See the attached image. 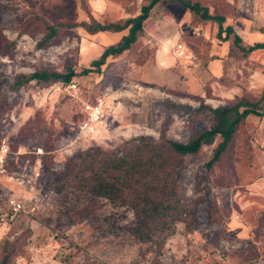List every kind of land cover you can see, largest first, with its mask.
Here are the masks:
<instances>
[{"label":"rangeland","instance_id":"rangeland-1","mask_svg":"<svg viewBox=\"0 0 264 264\" xmlns=\"http://www.w3.org/2000/svg\"><path fill=\"white\" fill-rule=\"evenodd\" d=\"M35 1L42 2L40 12L66 25L46 46L40 45V27L24 28L26 6ZM74 1L0 0L13 6L0 8V35L11 43L10 53L0 55V138L10 145L0 196L22 200L27 211L14 222H0V261L7 242L21 240L11 264H264V116L249 115L239 124L210 171L206 163L220 136L179 157L175 194L185 204L187 223H177L162 249L134 237L132 207L77 191L60 178L70 159L88 147L113 149L133 137L187 143L213 125L212 109L239 99L259 101L264 49L247 53L233 46L232 36L218 38L214 21L196 22L181 3L161 0L145 21L147 36L136 44L156 48V62L140 66L125 52L109 57L98 72L92 61L126 31L91 34L84 23L94 24L90 15L117 23L150 0ZM198 1L224 16V27L244 45L264 41V0ZM178 43L186 57L174 54ZM42 69H73L70 83L78 87L36 80L10 87L19 74ZM105 92L104 122L86 134L80 128L85 107Z\"/></svg>","mask_w":264,"mask_h":264},{"label":"trees","instance_id":"trees-1","mask_svg":"<svg viewBox=\"0 0 264 264\" xmlns=\"http://www.w3.org/2000/svg\"><path fill=\"white\" fill-rule=\"evenodd\" d=\"M70 1H72L71 5L75 4L74 0ZM159 1L161 0H150L141 5L137 15L113 24H103L90 15L94 24L84 23V26L91 34L108 30L126 31L117 43L107 46L100 57L92 61L91 66L94 70L99 72L109 57L114 58L125 52L127 57L140 66L148 59L154 60L156 48L149 49L144 45L137 47L136 44L145 36V21ZM171 1L179 2L189 9L196 22L217 23L218 38L227 41L232 36L233 46L237 45L247 53L264 49V42L244 45L241 37L231 27H224V16L214 13L209 3L198 0ZM1 7L13 8L5 4H0ZM26 7L30 17L24 28L31 30L40 27L44 31V37L40 41L41 46L51 44L66 30L65 23L52 18L53 13L51 17H48L40 12L42 2L35 1ZM10 46V41L0 35L1 56L10 53ZM91 69V67L84 68L83 73H90ZM76 74L73 69L67 73L43 69L29 74L21 73L18 75V80L11 83L10 87L18 89L33 80L70 84ZM212 111L215 115L213 125L209 129L198 132L187 143L133 137L122 141L113 149L102 146L88 147L70 159L60 178L65 182H71L77 191H86L94 196L106 198L115 206L132 207L138 220V224L130 228L134 237L140 241L152 242L157 249H162L167 239L175 233L177 223L180 221L187 223L188 212H186L185 204L175 194L177 160L179 157L197 153L202 145L212 143L216 136H220V142L214 147L212 156L206 163L210 171L232 143L239 124L251 114L264 116V96L259 101L239 99L229 106L215 108ZM211 219L218 221L215 215H212ZM23 246L21 240L8 241L0 264H11Z\"/></svg>","mask_w":264,"mask_h":264},{"label":"built area","instance_id":"built-area-1","mask_svg":"<svg viewBox=\"0 0 264 264\" xmlns=\"http://www.w3.org/2000/svg\"><path fill=\"white\" fill-rule=\"evenodd\" d=\"M174 53L178 57H185V50L182 44H178L174 49ZM67 85L69 88L76 89L78 86L75 82ZM108 93H104L102 96L97 97L93 103L86 105V118L80 125V128L86 134H92L97 128L103 124L106 109H107V96ZM10 155V145L7 138H0V178L8 177V158ZM0 222L9 223L14 222L22 215L25 211V204L22 200L17 198H5L0 196Z\"/></svg>","mask_w":264,"mask_h":264},{"label":"crops","instance_id":"crops-1","mask_svg":"<svg viewBox=\"0 0 264 264\" xmlns=\"http://www.w3.org/2000/svg\"><path fill=\"white\" fill-rule=\"evenodd\" d=\"M145 31H146V29H145ZM146 34V33H145ZM147 36V35H146ZM145 36V37H146ZM138 42H140V40L138 41ZM260 42H264V41H260ZM178 44H181V43H178ZM177 44V45H178ZM183 45V44H182ZM163 46L161 45L160 46V49L162 48ZM183 48H184V50H185V47L183 46ZM159 49V48H158ZM165 50L166 51H168V45H167V43H166V48H165ZM158 51V50H157ZM162 54H163V52H162ZM175 54V53H174ZM176 55V54H175ZM185 55H186V53H185ZM177 56V55H176ZM178 57V56H177ZM186 57V56H185ZM178 58H182V57H178ZM156 60H157V54H155V57H154V60H152L153 62H156ZM251 115H255V114H251Z\"/></svg>","mask_w":264,"mask_h":264}]
</instances>
